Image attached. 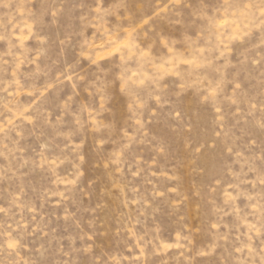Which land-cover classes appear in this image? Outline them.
<instances>
[{
    "label": "rangeland",
    "instance_id": "obj_1",
    "mask_svg": "<svg viewBox=\"0 0 264 264\" xmlns=\"http://www.w3.org/2000/svg\"><path fill=\"white\" fill-rule=\"evenodd\" d=\"M0 264H264V0H0Z\"/></svg>",
    "mask_w": 264,
    "mask_h": 264
}]
</instances>
